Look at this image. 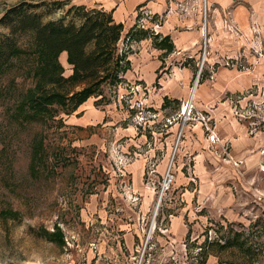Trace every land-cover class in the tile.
I'll list each match as a JSON object with an SVG mask.
<instances>
[{
	"label": "rangeland",
	"instance_id": "rangeland-1",
	"mask_svg": "<svg viewBox=\"0 0 264 264\" xmlns=\"http://www.w3.org/2000/svg\"><path fill=\"white\" fill-rule=\"evenodd\" d=\"M20 2L64 22L74 4L0 0V16ZM240 4L241 13L223 9L203 30L200 3L192 47L174 49L153 27L122 28L128 66L118 80L74 109L53 105L44 122L13 116L37 81L34 59L6 60L0 264H264V0ZM10 41L25 48L31 32L0 25V47ZM57 61L67 76L63 53Z\"/></svg>",
	"mask_w": 264,
	"mask_h": 264
},
{
	"label": "trees",
	"instance_id": "trees-1",
	"mask_svg": "<svg viewBox=\"0 0 264 264\" xmlns=\"http://www.w3.org/2000/svg\"><path fill=\"white\" fill-rule=\"evenodd\" d=\"M39 5L20 2L7 8L0 16V25L6 27L10 34L31 32L30 45L25 48L15 41L0 47V68L6 65V60L21 54L34 59L31 76L37 77V81L14 107L13 116L20 124L46 121L55 112L53 105L74 109L94 94L100 84L113 85L128 66V60L118 47L122 25L113 21L109 11L72 5L65 11L69 19L64 22L63 17L42 20V14L35 11ZM60 53H65L66 63L71 67L67 76L62 75L57 61ZM44 77L48 80L43 81ZM60 82L69 87L82 86L71 92L45 87ZM41 139L40 136L35 139L37 142L31 148L29 170L33 174L37 172L34 166L41 155Z\"/></svg>",
	"mask_w": 264,
	"mask_h": 264
},
{
	"label": "crops",
	"instance_id": "crops-1",
	"mask_svg": "<svg viewBox=\"0 0 264 264\" xmlns=\"http://www.w3.org/2000/svg\"><path fill=\"white\" fill-rule=\"evenodd\" d=\"M72 1V3H74L73 5L97 6L105 11H109L115 23H120L124 29L132 27L133 33H138L139 31L145 32L147 27L150 30L151 27H153L155 31L154 34L158 35L160 39L167 38L168 43H170L174 49L186 48L189 44H191L189 47H192V41L195 40V35L201 33L200 3L202 4L205 15L203 30L216 26V22L214 21L220 16V11L223 9L229 11L234 7L235 9H232V12L238 11L240 13L244 10V6L240 4L244 0ZM151 20L156 21L157 25L154 24L155 22L152 23ZM144 41L148 42V46H150L149 41L146 39ZM63 56L65 58V53H63Z\"/></svg>",
	"mask_w": 264,
	"mask_h": 264
},
{
	"label": "water",
	"instance_id": "water-1",
	"mask_svg": "<svg viewBox=\"0 0 264 264\" xmlns=\"http://www.w3.org/2000/svg\"><path fill=\"white\" fill-rule=\"evenodd\" d=\"M199 71H200V69H198L197 72H196V76H195V80H194L195 82L194 83H197V78H198Z\"/></svg>",
	"mask_w": 264,
	"mask_h": 264
},
{
	"label": "built area",
	"instance_id": "built-area-1",
	"mask_svg": "<svg viewBox=\"0 0 264 264\" xmlns=\"http://www.w3.org/2000/svg\"><path fill=\"white\" fill-rule=\"evenodd\" d=\"M145 15V14H144ZM166 177H168L167 179H166V182H169L170 180H169V178H170V176L168 175V174H166Z\"/></svg>",
	"mask_w": 264,
	"mask_h": 264
},
{
	"label": "bare ground",
	"instance_id": "bare-ground-1",
	"mask_svg": "<svg viewBox=\"0 0 264 264\" xmlns=\"http://www.w3.org/2000/svg\"><path fill=\"white\" fill-rule=\"evenodd\" d=\"M194 90V88H193ZM194 96V91L191 92L190 99Z\"/></svg>",
	"mask_w": 264,
	"mask_h": 264
}]
</instances>
